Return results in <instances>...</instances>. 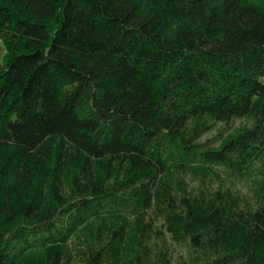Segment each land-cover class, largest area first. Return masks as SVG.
<instances>
[{
	"label": "trees",
	"instance_id": "obj_1",
	"mask_svg": "<svg viewBox=\"0 0 264 264\" xmlns=\"http://www.w3.org/2000/svg\"><path fill=\"white\" fill-rule=\"evenodd\" d=\"M0 41V264L34 249L70 264L74 229L129 208L123 193L151 206L169 162L237 173L264 151V0H0ZM247 116L254 125L217 149L187 133L194 119ZM105 163L125 170L121 187L94 182ZM226 209L187 206L185 238L216 264H264V202Z\"/></svg>",
	"mask_w": 264,
	"mask_h": 264
},
{
	"label": "rangeland",
	"instance_id": "obj_2",
	"mask_svg": "<svg viewBox=\"0 0 264 264\" xmlns=\"http://www.w3.org/2000/svg\"><path fill=\"white\" fill-rule=\"evenodd\" d=\"M4 48L0 41V59ZM252 116L235 118L230 122H217L212 118L194 119L188 127V135L199 137L194 143L214 149L229 139L235 138L254 125ZM206 149V148H205ZM2 157L0 155V163ZM241 172L233 173L223 167H214L197 162V159L171 161L166 173L159 179L151 206L139 208L131 202L135 194L123 193V202L129 208L118 207L112 214L91 218L74 229L68 241L62 245L65 260L70 264H88L92 250H106L104 264H216V250L211 246L199 248L185 238L182 219H186L187 206L197 207L199 203L215 207L227 206L229 216L251 215L264 202V151L252 158ZM118 166L96 164L93 180L107 183L114 188L121 187L125 170ZM67 199L77 198L72 184L64 186ZM122 194V193H120ZM172 194L179 199V210L165 206V197ZM181 206V207H180ZM183 208V209H182ZM123 225L127 234L124 243L114 253H107L115 245L112 237ZM224 254V253H223ZM17 264H46L45 252L34 249L27 252Z\"/></svg>",
	"mask_w": 264,
	"mask_h": 264
}]
</instances>
